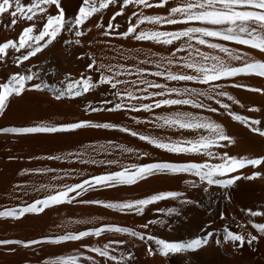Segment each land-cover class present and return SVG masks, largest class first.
<instances>
[{"label": "snow or ice", "instance_id": "obj_1", "mask_svg": "<svg viewBox=\"0 0 264 264\" xmlns=\"http://www.w3.org/2000/svg\"><path fill=\"white\" fill-rule=\"evenodd\" d=\"M131 6L133 11L126 12ZM113 9L107 22L103 23L104 11ZM163 9V14L146 15L143 9ZM99 14L94 25L101 29L103 37L130 38L137 42H151L154 45L169 46L168 56H158L149 51L138 63L151 67L126 66L124 64L98 63L91 52L80 51L76 59L84 61L82 71L73 76L64 73L53 87L41 79L42 70L39 61L36 65L23 67L25 61L37 57L54 42H62L66 46L75 45L83 48L82 37L87 31L86 22ZM125 17V27L117 17ZM0 27L13 30L19 24L20 31L13 38L0 40V64L11 58L12 64L22 71H15L0 80V113H3L11 98L20 97L25 91H48L57 101L75 99L107 86V91L101 92L102 97L95 104L88 100L84 104L85 112L151 113V118L144 120L132 116L136 123L153 125L157 129H173L181 135L176 139L157 138L134 131L133 129L111 122H93L91 120H76L60 124L38 123L23 127H0L3 134H57L70 133L84 128L117 130L126 133L140 141L152 145L156 149L177 156L200 157L199 160L188 158L182 161H153L149 163H131L121 165L119 170L107 171L98 175H90L76 183L61 185L41 184L40 189L33 192L40 194L31 202L21 200V203L0 208V218L18 220L26 214H40L45 209L63 203H79L99 205L121 213L142 215L145 206L156 204L162 200L172 199L181 204L194 203L184 191L157 190L143 198L123 201H102L78 199L82 194L93 188H112L120 185H134L150 177L168 176L179 178L186 188H199L207 193L215 186L222 192L224 199H229L226 191L236 177H228L245 166L260 165L261 159H239L227 152H214L212 149L225 148L234 141L224 127L211 118L210 115L194 114L191 111L175 110L167 114H155L154 110L175 106H190L209 114H226L233 121L245 125L251 132L264 137V129L253 126L248 118L232 110V104L240 102L226 88H242L254 93L264 94V86L252 87L238 83L234 78L255 76L264 79V59H254L248 52L228 47L225 43L245 46L256 50L264 57V0H79L73 14L67 15L61 0H0ZM142 24L153 25V28L141 27ZM83 26V27H82ZM163 26L167 29L161 30ZM71 33L72 38H64L63 34ZM107 44V41H99ZM89 47L91 41L88 42ZM200 46L214 52L212 55L201 51ZM132 50L130 49L129 52ZM139 50H137L138 52ZM177 53L186 55L177 56ZM195 54V55H194ZM151 57H157L152 59ZM135 59V56H133ZM233 61L239 62L233 64ZM155 68V70H152ZM35 69V70H34ZM174 69V70H173ZM135 77V79H129ZM159 78L163 82H157ZM231 83H227L228 81ZM39 81V82H36ZM174 82V83H173ZM183 83L177 87L175 84ZM192 85H207L200 88ZM202 98V99H199ZM223 98V99H222ZM209 101L211 103H205ZM228 101V102H225ZM231 102V103H229ZM213 104L215 106H213ZM243 107V105H241ZM253 111L254 109H248ZM183 131H189L191 136H183ZM123 147V146H121ZM128 153H137V158L147 153H138L133 148H123ZM80 156V153H68L67 156ZM207 159H204V158ZM48 160H59L64 157L46 156ZM11 159V158H10ZM31 159V158H30ZM218 160L219 162H209ZM80 163L116 165L115 159L100 160L80 159ZM24 172H53V169H25ZM65 176L70 171L64 172ZM253 176L258 173L253 172ZM53 180L57 177H53ZM18 187V186H17ZM20 199V197H17ZM155 212L163 210L156 208ZM166 215L179 213L174 207H169ZM264 213L250 212V215ZM224 218L223 212L220 214ZM235 220V217H233ZM84 223V221H76ZM163 223L159 219L147 220L140 225L149 229L151 225ZM251 223L257 234L244 232V224H238L241 232L232 231L228 226L223 228V240L232 242L235 247L245 244L254 249V244L264 238V224ZM105 233H122L148 244L147 255L152 256L158 251L161 256L170 253H180L194 250L207 243L213 233L206 231L203 236L186 242H167L153 234L121 227L116 224L101 223L98 226L86 227L83 230H66L63 234L41 235L29 239H0V246L15 245L25 249L40 245H60L65 242H80L86 237H102ZM219 242V241H218ZM154 243L157 248L151 245ZM119 253H117V250ZM16 247H8V252H15ZM135 255L128 247V241L123 239H108L101 243H80L79 248L70 254H60L46 257L38 264H134ZM27 264V262H26Z\"/></svg>", "mask_w": 264, "mask_h": 264}, {"label": "bare ground", "instance_id": "obj_2", "mask_svg": "<svg viewBox=\"0 0 264 264\" xmlns=\"http://www.w3.org/2000/svg\"><path fill=\"white\" fill-rule=\"evenodd\" d=\"M27 3L28 0H22ZM62 7L67 15H71L77 9L79 0H61ZM113 9L104 11L103 23L107 22L108 16ZM131 6L126 12H131ZM146 15L163 14L160 8L143 9ZM99 14H94L87 22V28L91 29L81 38L83 48L75 45L66 46L62 42H54L37 57L25 61L23 67L36 65L39 61V68L42 70L41 79L53 87L59 86V81L64 73L78 75L84 61L75 57L80 51L91 52L98 63L124 64L126 66L151 67L138 62L144 58L149 51L157 53L158 56H168L169 46L154 45L151 42H137L130 38L103 37L101 29L94 27ZM3 18H0V22ZM121 29L125 27V17H117ZM83 27V26H82ZM141 27L153 28V25L142 24ZM163 26L161 30L167 29ZM20 31L19 24L13 30H4L0 27V40L15 37ZM64 38L71 39L72 34L65 32ZM89 41L91 46L89 47ZM99 41H107V44ZM225 43L228 47L237 48L248 52L254 59H264L256 50L248 49L245 46ZM132 50L129 52V50ZM137 50H139L137 52ZM201 51L209 52L212 55L222 53L214 52L200 46ZM186 53H177V56ZM195 55V54H194ZM135 56V59L133 58ZM156 59L157 57H151ZM234 65L239 62L233 61ZM17 69L9 57L5 63L0 64V80ZM35 70V69H34ZM155 70V68H152ZM174 70V69H173ZM135 79V77H129ZM157 82H163L159 78ZM238 83H245L252 87L264 86V79L249 76L234 78ZM39 82V81H36ZM228 81L227 83H231ZM174 83V82H173ZM177 87L184 86L183 83L175 84ZM200 88H207V85H192ZM107 91V86H101L98 90L86 94L84 97L75 99H63L57 101L48 91H25L20 97H13L5 111L0 113V127H23L32 126L41 122L60 124L76 120H91L93 122H111L127 126L134 131L151 135L157 138L176 139L181 135L173 129H157L153 125L136 123L131 119L136 116L140 120L151 118V113H128L121 111L113 112H85L84 104L88 100L95 104L102 97L101 92ZM229 92L240 103L232 104V110L237 114L248 118L255 127L264 129V94L254 93L242 88L228 87ZM202 99V98H199ZM223 99V98H222ZM205 103H211L204 101ZM228 102V101H225ZM231 103V102H229ZM243 105V107H241ZM213 106H215L213 104ZM254 109L249 111L248 109ZM175 110L191 111L194 114L210 115L213 120L220 123L226 133L233 139V143L225 148L212 149L214 152H227L230 156L239 159H261L260 165L245 166L228 177H236L233 184L226 190L229 199H224L222 192L215 186L210 187L207 193L201 189L186 188L180 183L179 178L168 176L150 177L134 185H120L112 188H93L85 191L81 198L84 200L102 201H123L143 198L157 190H179L184 191L186 196L194 203L181 204L176 200L166 199L156 204L145 206L142 215L135 213H121L116 210L106 209L99 205L63 203L45 209L40 214H26L24 217L15 219L0 218V239H29L41 235L63 234L66 230H83L86 227L98 226L101 223L116 224L121 227H129L133 230L153 234L157 238L167 242H186L199 236L206 231L213 233L207 243L194 250H187L180 253H170L161 256L158 251L152 256L147 255L148 244L136 238L122 233H105L102 237H86L80 242H65L60 245H40L25 249L15 245L0 246V264H38V261L46 257L60 254H70L80 243L95 244L98 240L103 243L108 239H123L128 241V247L134 252V264H264V238L254 244V249L246 244L242 247H235L232 242L223 240V228L228 226L230 230L241 232L238 224H244V232L251 231L257 234L251 227L252 223L264 224V214L250 215V212L264 213V137L251 132L245 125L233 121L226 114H209L203 110L193 109L190 106H175L154 110L155 114H167ZM189 131H183V136H191ZM123 146V147H121ZM123 148H133L138 153H147L146 156H139L137 153H128ZM68 153H80V156H67ZM64 157L59 160H48L46 156ZM11 158V159H10ZM31 158V159H30ZM188 158L199 160L200 157L177 156L156 149L138 138L117 130L84 128L70 133L57 134H3L0 133V208L13 206L21 203V200L31 202L40 193L33 192V189H40L41 184L61 185L64 183H76L86 179L90 175H98L107 171L119 170L121 165L127 166L131 163H149L153 161H182ZM80 159L117 160L116 165H100L80 163ZM204 159H207L206 157ZM209 162H219L210 160ZM53 169V172H24L25 169ZM70 171L69 176L64 172ZM258 173L253 176L252 173ZM57 179L53 180V177ZM18 186V187H17ZM20 197V199H17ZM169 207H174L179 215H166ZM163 211L157 213L154 209ZM223 212L224 218L220 214ZM235 217V220H233ZM159 219L163 223L151 225L149 229H142L140 225L147 220ZM76 221H84L77 223ZM219 241V242H218ZM154 249L157 246L152 243ZM8 247H16L15 252H8ZM117 250V253H119Z\"/></svg>", "mask_w": 264, "mask_h": 264}]
</instances>
